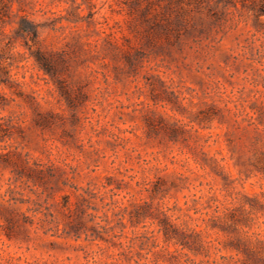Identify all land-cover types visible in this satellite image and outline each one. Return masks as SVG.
I'll use <instances>...</instances> for the list:
<instances>
[{"label":"rangeland","instance_id":"rangeland-1","mask_svg":"<svg viewBox=\"0 0 264 264\" xmlns=\"http://www.w3.org/2000/svg\"><path fill=\"white\" fill-rule=\"evenodd\" d=\"M12 9L40 24L42 48L66 52L69 68L60 92L13 31L18 16L2 27L12 44L0 43L9 71L0 264L252 259V232H264V13L241 15L239 0H14ZM58 16L79 20L54 31ZM7 151L42 172L14 169ZM163 212L178 237L200 224L201 245L174 251ZM216 214L239 227L203 228Z\"/></svg>","mask_w":264,"mask_h":264},{"label":"trees","instance_id":"trees-1","mask_svg":"<svg viewBox=\"0 0 264 264\" xmlns=\"http://www.w3.org/2000/svg\"><path fill=\"white\" fill-rule=\"evenodd\" d=\"M17 2H20L21 0H16ZM62 1V0H58ZM241 3V15H245L246 17H249L250 15H256L264 13V0H239ZM13 2L14 0H0V43L4 42V38H7V41H5L4 47L1 48V50L8 49V47L12 44V37L9 36L4 30H1L2 27L5 24H10L15 21H13L12 16H18V20L16 21V26L14 27L13 31L16 33H19L24 38V44L28 46L29 56L33 57V62L35 66L39 70H42L44 74H47L53 84L57 87V89L62 92V90L66 91L68 89L66 79L63 78V69H68L69 63L66 58V52H58L53 51L49 49L42 48L40 41H39V28L40 24L35 23L32 20L29 19V17L26 14H19V13H13ZM75 0H72V3H74ZM234 5H236L234 3ZM80 6V3L77 4V7ZM72 7V6H71ZM19 14V15H18ZM89 14H93V12H89ZM62 19L67 20L68 22H77L79 20V17L76 19H71L69 17H63L58 16L55 17L51 22L50 28L54 31H57L61 28H63ZM60 23V25H58ZM4 31V32H3ZM27 39L32 41L31 45H28ZM33 46H36L35 48ZM33 48V49H31ZM1 64V63H0ZM1 67V66H0ZM1 69V68H0ZM8 70H4V67L1 69L0 76L2 74L7 75ZM0 82H2V79H0ZM261 112L260 110H255L252 115L249 116L252 122H254L255 113ZM249 113V112H248ZM6 158V161L8 164H10L14 169H20L21 171L29 170L31 172H42V169L39 168V170L36 167H41L42 164L36 161H33V164H35V167H32L30 164V157L27 153L21 154V153H11L10 151H7L3 154ZM8 191L13 192L14 191V185L11 178H9L8 181ZM64 206H67L66 204ZM69 208V207H67ZM163 218L162 221H160V231H162L164 235V240L167 242H173V245H175V250L178 251V249L183 248V244H189L197 243L198 245H201V239H200V232L202 229H197L200 227V224H196L194 227L187 226V232L182 231L180 237L175 235L174 233L170 232L169 227H171V224H169V221H167L166 212H163ZM239 218L235 217L234 215H210L208 216V219L203 218L202 221L205 223V227L203 228H210L214 226L213 224H217V222H220L221 225L231 226L233 228H236L239 225ZM247 221H252V218H247ZM210 223H212L210 225ZM248 226L249 224L245 225ZM239 227V226H238ZM222 228V227H220ZM243 231V229L241 230ZM244 233L249 232L248 230L243 231ZM252 235L256 236V244L250 247V251L252 253V259H245V258H235L233 262L237 264H264V232L263 231H253ZM260 237V238H259ZM236 248L237 250H241L242 247L247 246L246 240L241 237L235 238ZM177 245H182L181 247H177ZM185 255H187L185 253ZM233 258V257H232ZM221 261L214 260L213 264H224L225 260L227 259L225 256H221ZM187 260L191 262V264H195L194 261H192L189 256H187ZM231 264V263H230Z\"/></svg>","mask_w":264,"mask_h":264}]
</instances>
